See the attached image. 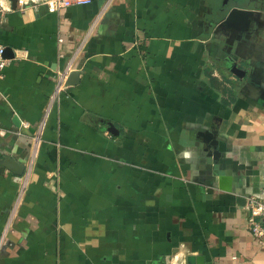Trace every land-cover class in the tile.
Listing matches in <instances>:
<instances>
[{
	"label": "crops",
	"instance_id": "obj_1",
	"mask_svg": "<svg viewBox=\"0 0 264 264\" xmlns=\"http://www.w3.org/2000/svg\"><path fill=\"white\" fill-rule=\"evenodd\" d=\"M27 1L1 2L0 264H264V0Z\"/></svg>",
	"mask_w": 264,
	"mask_h": 264
},
{
	"label": "built area",
	"instance_id": "obj_2",
	"mask_svg": "<svg viewBox=\"0 0 264 264\" xmlns=\"http://www.w3.org/2000/svg\"><path fill=\"white\" fill-rule=\"evenodd\" d=\"M2 0H0V16L4 15L7 11L1 4ZM91 0H43L41 3L44 4L48 10V12H58L62 8H66L69 6H79L86 5L90 3ZM31 4L27 0H16V7L19 10H23L30 6ZM61 41V39H60ZM5 47L0 45V77L1 74L6 67L8 60L4 57ZM68 71L60 72L57 75V81L54 93L51 96V104L55 101L60 100V96L65 89L66 79H67ZM34 156H32L33 158ZM30 159L29 166L23 174V183L20 188V192L18 198L16 200V204L19 202L22 194L25 191L27 181L29 179V175L31 172V166L33 163V159ZM263 197L258 198L255 196H250L246 200L245 207L249 212L248 224L250 233L259 241V243L264 244V190Z\"/></svg>",
	"mask_w": 264,
	"mask_h": 264
},
{
	"label": "water",
	"instance_id": "obj_3",
	"mask_svg": "<svg viewBox=\"0 0 264 264\" xmlns=\"http://www.w3.org/2000/svg\"><path fill=\"white\" fill-rule=\"evenodd\" d=\"M13 2V4L15 5L16 0H11ZM4 57H6V50L4 52ZM233 73L240 77L242 74V70H240L239 68H237L236 66H234L233 69ZM79 79V73L78 71H72L69 73L67 79H66V86L68 85H72V84H76L77 81ZM7 163H9V167L11 168V170H13L14 172L18 173V174H22L23 172V166L17 164L14 162V160H9L7 161ZM187 264H203V258L201 256H193V255H189L187 257Z\"/></svg>",
	"mask_w": 264,
	"mask_h": 264
}]
</instances>
